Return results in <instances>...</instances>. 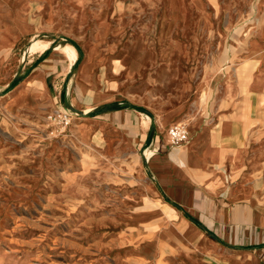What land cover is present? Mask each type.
<instances>
[{"label":"rangeland","instance_id":"374dc122","mask_svg":"<svg viewBox=\"0 0 264 264\" xmlns=\"http://www.w3.org/2000/svg\"><path fill=\"white\" fill-rule=\"evenodd\" d=\"M258 2L0 0V34L20 38L14 52L54 40L76 44L108 76L122 66L115 85L151 110L158 96L195 94L213 71L226 70V34L259 23ZM235 56L231 71L242 54ZM61 104L15 112L0 96V264H202L179 222L143 220L153 205L140 160L114 157L105 137L82 131L84 117ZM59 110L73 118L65 133L49 120Z\"/></svg>","mask_w":264,"mask_h":264},{"label":"crops","instance_id":"0c3cea01","mask_svg":"<svg viewBox=\"0 0 264 264\" xmlns=\"http://www.w3.org/2000/svg\"><path fill=\"white\" fill-rule=\"evenodd\" d=\"M258 5L259 23H242L226 34V70L213 71L195 94L158 96L159 106L151 110L136 109L115 85L122 66L108 76L93 56L54 40L14 52L20 38L5 31L0 96L15 112L41 114L65 104L67 93L69 104L88 114L82 131L103 135L114 157L140 160L142 190L153 205L143 220L179 222V236L202 264V257L216 264H264V0ZM237 52L243 58L231 71ZM16 77L19 83L5 90ZM184 121L189 142L173 147L168 129Z\"/></svg>","mask_w":264,"mask_h":264},{"label":"built area","instance_id":"2783aa9c","mask_svg":"<svg viewBox=\"0 0 264 264\" xmlns=\"http://www.w3.org/2000/svg\"><path fill=\"white\" fill-rule=\"evenodd\" d=\"M49 120L55 125L60 133H65L72 125L71 113L66 110H59L49 116ZM190 136L188 127L184 123H177L168 129L169 144L173 147H180L189 142Z\"/></svg>","mask_w":264,"mask_h":264},{"label":"water","instance_id":"95a60500","mask_svg":"<svg viewBox=\"0 0 264 264\" xmlns=\"http://www.w3.org/2000/svg\"><path fill=\"white\" fill-rule=\"evenodd\" d=\"M65 106H66L71 112L76 113V114H78V115H80V116H82V117H86V116H88V114H86V113H84V112H82V111H80V110H77V109L73 108V107L69 104L67 93H66V96H65ZM151 124H152V130H154V129L156 128V124H155V121H154L153 117H151Z\"/></svg>","mask_w":264,"mask_h":264},{"label":"trees","instance_id":"16d2710c","mask_svg":"<svg viewBox=\"0 0 264 264\" xmlns=\"http://www.w3.org/2000/svg\"><path fill=\"white\" fill-rule=\"evenodd\" d=\"M75 47H76V49L78 50V52L80 53V55H82V51H81V49L76 45V44H74V43H72ZM19 81H20V78H16L13 82H12V84L10 85V89L11 88H13L14 86H16L18 83H19ZM136 109H138V110H140V111H145L143 108H139V107H136Z\"/></svg>","mask_w":264,"mask_h":264},{"label":"bare ground","instance_id":"6f19581e","mask_svg":"<svg viewBox=\"0 0 264 264\" xmlns=\"http://www.w3.org/2000/svg\"><path fill=\"white\" fill-rule=\"evenodd\" d=\"M32 47V46H31ZM12 57V56H11ZM179 123H182V122H179Z\"/></svg>","mask_w":264,"mask_h":264}]
</instances>
